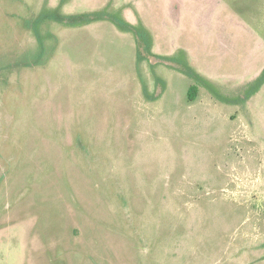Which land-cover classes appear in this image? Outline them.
Masks as SVG:
<instances>
[{"label": "rangeland", "instance_id": "obj_1", "mask_svg": "<svg viewBox=\"0 0 264 264\" xmlns=\"http://www.w3.org/2000/svg\"><path fill=\"white\" fill-rule=\"evenodd\" d=\"M263 73L264 0H0V264H264Z\"/></svg>", "mask_w": 264, "mask_h": 264}, {"label": "trees", "instance_id": "obj_2", "mask_svg": "<svg viewBox=\"0 0 264 264\" xmlns=\"http://www.w3.org/2000/svg\"><path fill=\"white\" fill-rule=\"evenodd\" d=\"M54 19L63 22L64 24H76V23H82V22H86V23H92L94 21H97L100 19V17L98 15L95 14H91V15H85V16H80V17H60V16H53ZM114 23L120 27L123 31L125 32H129L132 31L131 26L119 19H114ZM136 35L137 38L142 42L143 45V51L150 54L151 51V43H150V38L149 36L143 32V31H136ZM258 84L259 86H261L262 84H264V73L262 74V76L260 77V79L258 80ZM197 87L193 86L190 89V99L194 100L196 98L197 95Z\"/></svg>", "mask_w": 264, "mask_h": 264}]
</instances>
